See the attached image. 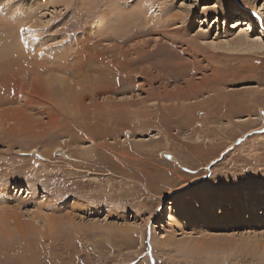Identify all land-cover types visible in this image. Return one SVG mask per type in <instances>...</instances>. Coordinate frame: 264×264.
<instances>
[{
  "label": "rangeland",
  "instance_id": "374dc122",
  "mask_svg": "<svg viewBox=\"0 0 264 264\" xmlns=\"http://www.w3.org/2000/svg\"><path fill=\"white\" fill-rule=\"evenodd\" d=\"M0 15V264H264V0Z\"/></svg>",
  "mask_w": 264,
  "mask_h": 264
},
{
  "label": "bare ground",
  "instance_id": "6f19581e",
  "mask_svg": "<svg viewBox=\"0 0 264 264\" xmlns=\"http://www.w3.org/2000/svg\"><path fill=\"white\" fill-rule=\"evenodd\" d=\"M122 1V0H121ZM9 2V1H8ZM87 2H88V0H87ZM125 2V1H124ZM154 2H155V0H154ZM112 3V2H111ZM157 3V2H156ZM32 4H34V3H30V5H32ZM91 4V3H90ZM153 4V3H152ZM89 5V4H88ZM93 5V4H92ZM29 6V5H28ZM68 6V5H67ZM148 6V5H147ZM39 7V6H38ZM22 8V7H21ZM26 9H28L29 11L30 10H32V8L29 6V7H27ZM33 11V10H32ZM129 11V10H128ZM21 12H24L23 10H21ZM20 12V13H21ZM143 12V11H142ZM146 12H147V9H146ZM18 13H19V11H18ZM120 13V12H119ZM147 14V13H146ZM16 15H17V13H16ZM19 15H21V14H19ZM19 15H18V17H19ZM142 15H144V14H142ZM23 16V15H22ZM22 16L20 17V18H22ZM28 16V15H27ZM27 16H25L26 18H27ZM34 15L33 14H31V16L30 17H33ZM29 17V18H30ZM10 18H11V22H12V25H14L13 23H14V21H15V23H18V18L15 16V13H14V15H12V16H10ZM146 18V17H145ZM241 18V17H240ZM4 18H1V15H0V24L1 23H3L4 22V20H3ZM43 19V18H42ZM120 19H121V24L120 23H118L119 24V27H120V29L119 30H117L116 32H118L119 31V33H123V32H129L128 31V29H127V27H128V21L130 22V20H131V18H130V15L129 14H122V12H121V17H120ZM22 20V19H21ZM108 20H109V18H108ZM149 20V19H148ZM7 21H10V20H7ZM23 21V20H22ZM29 21H30V19H28V23H29ZM35 21H36V19H35ZM19 22H20V20H19ZM24 22V21H23ZM41 22H42V20H41ZM103 22V21H102ZM21 23V22H20ZM36 22H34V24H35ZM44 23V22H43ZM50 23V22H49ZM22 24H23V26H22ZM33 24V23H32ZM37 24V23H36ZM41 24V23H40ZM25 25H26V23H25ZM24 25V23H21V24H19V25H17V26H19V29H21L20 28V26L21 27H24L25 26ZM11 26V25H10ZM27 26V25H26ZM16 27V26H15ZM28 27V26H27ZM32 27V26H31ZM33 29L35 28L34 26L32 27ZM38 27H36V29H37ZM129 28V27H128ZM1 29V28H0ZM17 29H18V27H17ZM27 29V28H26ZM30 29V28H29ZM107 29H108V27H107ZM111 29H112V27H111ZM13 30H14V28H13ZM100 30V29H99ZM109 31V30H108ZM91 32V31H90ZM106 33V32H105ZM105 33H104V35H105ZM24 34H27V33H24ZM28 34H30V33H28ZM27 34V35H28ZM32 34V33H31ZM30 34V35H31ZM96 34H98V33H96ZM107 34V33H106ZM117 34V33H116ZM17 35H19V34H17ZM86 35V34H85ZM88 35V34H87ZM99 35H100V33H99ZM130 35V34H129ZM128 34L127 35H124V36H119V37H128L129 36ZM106 36V35H105ZM15 37V36H14ZM104 37V36H103ZM118 37V36H117ZM8 38V37H7ZM6 38V39H7ZM22 38V37H21ZM28 38V37H27ZM29 38H31V37H29ZM113 39V38H112ZM18 40V39H17ZM19 40H21V39H19ZM57 40V39H56ZM20 43V42H19ZM49 44V43H48ZM10 45V44H9ZM16 45L18 46V44H17V42H16ZM15 45V46H16ZM86 46V45H85ZM14 48V47H13ZM18 48H20V47H18ZM17 48V49H18ZM86 48V47H85ZM84 48V49H85ZM4 50H6V49H4ZM9 50H11L10 48H9ZM21 50V49H20ZM22 51V50H21ZM24 53V52H23ZM138 55H140L141 56V54H139L138 53ZM142 56H143V54H142ZM5 58V57H4ZM137 58V57H136ZM6 59V58H5ZM141 59V58H140ZM139 60V59H138ZM82 61V60H81ZM87 61V60H86ZM85 61V62H86ZM95 62H99V61H102V63L104 64V65H106L107 66V68H113L112 66H111V63H112V60H110V59H108V58H106V57H102V59L100 58V60H97L96 61V59L94 60ZM2 62V61H1ZM9 62L10 63H12V61L11 60H9ZM88 62H89V59H88ZM5 63V60H3V64ZM79 63H81V62H79ZM88 64H90V62L88 63ZM83 65V64H82ZM92 65V64H91ZM84 66V65H83ZM5 67V66H4ZM7 67H8V65H7ZM85 67V66H84ZM83 67V68H84ZM7 69V68H6ZM14 71V70H13ZM87 71H94L95 73L96 72H101V68H93L92 70H91V66H89L88 67V69H87ZM110 75L111 74H113L112 73V71L110 70L109 72H108ZM117 73H121V72H117ZM2 73H0V79H2L3 81H7V78H9V75L8 76H6V80H4L5 78H2ZM109 76V75H108ZM86 77H88V76H86ZM121 77H123V78H127V75L126 74H123L122 76H120V78ZM159 77V76H158ZM14 78V77H13ZM157 79V78H156ZM20 81V83L22 82L21 80H19ZM9 82V81H8ZM8 82H5V83H7L8 84ZM1 83V82H0ZM23 83V82H22ZM105 83V82H104ZM111 83V82H110ZM113 83V82H112ZM18 85V84H17ZM11 86V85H10ZM9 86V87H10ZM3 87V86H2ZM1 87V85H0V89L2 90V89H4V88H2ZM114 87V86H113ZM11 88V90H12V94H13V87H10ZM13 88V89H12ZM117 88V87H116ZM19 92H18V94H19V97H20V99H21V101H23V100H26V102L24 103V105L22 106V107H24V108H27V109H36L35 108V105H36V102L34 103V101H39V103L41 102V95H40V93H39V91H36V89H34V88H30V86H29V84H28V82L27 81H24V84H23V86L22 87H19ZM118 89V88H117ZM116 89H113V88H110V91H115ZM195 90H197V89H195ZM18 91V90H17ZM24 91H26V92H28V94L29 95H24L22 92H24ZM110 91H108V85L106 86V88H105V93H111ZM118 91V90H117ZM117 91H115V92H117ZM183 91V90H182ZM189 91V90H188ZM192 91V90H191ZM5 93V92H4ZM187 93V92H186ZM11 94V95H12ZM34 95V96H30V95ZM191 95H192V93H191ZM194 99V98H193ZM4 100L6 101V102H9V101H7L6 99H4L1 95H0V106L1 105H4L3 104V102H4ZM186 101H187V99H186ZM179 103V102H178ZM14 118V117H13ZM10 120H13V119H10ZM99 132V131H98ZM94 134V133H93ZM97 136V135H96ZM100 137V136H99ZM25 138H28V137H26L25 136ZM28 140V139H27ZM31 147V146H30ZM40 147V146H39ZM27 149V148H26ZM34 149V148H33ZM57 149V148H56ZM30 150H32V148L30 149ZM49 150V149H48ZM59 151H62V149H60L59 148ZM34 152H36V150L34 151ZM53 152V151H52ZM19 153V152H18ZM47 156V155H46ZM215 159V158H214ZM3 185V184H2ZM20 185V184H19ZM2 191V190H1ZM4 192V191H3ZM18 192V191H17ZM2 194V193H1ZM10 195V194H9ZM9 195H8V197H9ZM7 196V195H6ZM1 200V199H0ZM18 202V201H17ZM22 203V202H21ZM172 205H175V203L174 202H172ZM1 206V205H0ZM41 208H42V206H41ZM163 208V207H162ZM162 208H160L159 209V213H158V217H157V219L158 220H162V219H164L165 218V214H164V211H163V209ZM180 226H181V222H180V220H177V221H175L174 223H173V225H172V227H173V229H178V228H180ZM130 231V230H129ZM132 231V230H131ZM134 231V230H133ZM132 231V232H133ZM135 233H136V231H135ZM155 236V235H154ZM131 237V236H130ZM135 236L133 235V238H134ZM158 238V237H157Z\"/></svg>",
  "mask_w": 264,
  "mask_h": 264
},
{
  "label": "snow or ice",
  "instance_id": "6c2138e0",
  "mask_svg": "<svg viewBox=\"0 0 264 264\" xmlns=\"http://www.w3.org/2000/svg\"><path fill=\"white\" fill-rule=\"evenodd\" d=\"M21 31L23 32V31H24V29H21ZM28 31H31V29H28Z\"/></svg>",
  "mask_w": 264,
  "mask_h": 264
}]
</instances>
